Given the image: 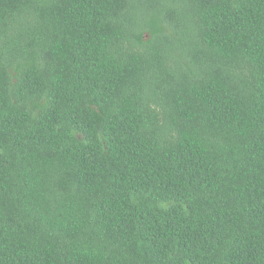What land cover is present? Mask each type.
<instances>
[{
  "label": "trees",
  "instance_id": "16d2710c",
  "mask_svg": "<svg viewBox=\"0 0 264 264\" xmlns=\"http://www.w3.org/2000/svg\"><path fill=\"white\" fill-rule=\"evenodd\" d=\"M0 264H264V0H0Z\"/></svg>",
  "mask_w": 264,
  "mask_h": 264
}]
</instances>
